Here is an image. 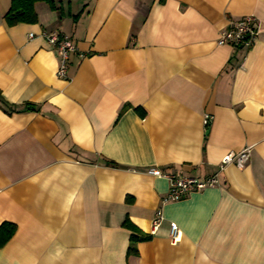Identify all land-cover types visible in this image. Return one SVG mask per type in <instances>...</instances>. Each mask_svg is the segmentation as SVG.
Returning a JSON list of instances; mask_svg holds the SVG:
<instances>
[{"label":"crops","instance_id":"crops-1","mask_svg":"<svg viewBox=\"0 0 264 264\" xmlns=\"http://www.w3.org/2000/svg\"><path fill=\"white\" fill-rule=\"evenodd\" d=\"M11 1L0 0V226L16 232L0 264H264V0H53L10 26ZM247 15L254 45H219ZM45 31L77 47L66 80ZM247 147L243 167L177 201L150 172L204 179ZM126 220L146 237L131 255Z\"/></svg>","mask_w":264,"mask_h":264},{"label":"built area","instance_id":"built-area-1","mask_svg":"<svg viewBox=\"0 0 264 264\" xmlns=\"http://www.w3.org/2000/svg\"><path fill=\"white\" fill-rule=\"evenodd\" d=\"M260 28L258 19L253 15H247L240 18H232L229 20L228 26L224 27L218 39L219 45H230L236 49L249 50L256 42L259 36ZM44 38L54 47L58 58L57 75L61 79H68L69 61L72 54L77 52V47L70 37L58 32H43ZM205 124H208L206 119ZM251 148L247 147L238 153H230L225 155L219 163V171L213 176L199 179L197 177L165 173L155 168L150 172L159 177H165L170 181V189L165 201H177L187 194L203 190L207 187L219 185L218 174L225 170L228 165L236 164L243 167L249 160ZM164 216L161 209L156 211L152 220L151 233L155 234L161 226ZM181 238V231L175 222L170 223V239L173 243H177Z\"/></svg>","mask_w":264,"mask_h":264},{"label":"trees","instance_id":"trees-1","mask_svg":"<svg viewBox=\"0 0 264 264\" xmlns=\"http://www.w3.org/2000/svg\"><path fill=\"white\" fill-rule=\"evenodd\" d=\"M37 2H47L52 8H55V3L53 0H12L11 6L5 15V19L8 25L12 26L17 23H36L38 21V16L35 12V4ZM0 102L3 108L7 111L10 110V104L6 102L0 91ZM112 163V162H111ZM124 226L133 230L130 238V247L128 254L137 253L135 247L136 243L146 237L140 236L137 229L128 220L124 222ZM16 232V225L12 223H3L0 226V248L9 241Z\"/></svg>","mask_w":264,"mask_h":264}]
</instances>
